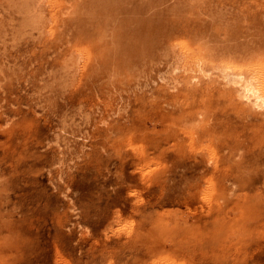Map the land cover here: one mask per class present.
<instances>
[{"label": "rangeland", "instance_id": "374dc122", "mask_svg": "<svg viewBox=\"0 0 264 264\" xmlns=\"http://www.w3.org/2000/svg\"><path fill=\"white\" fill-rule=\"evenodd\" d=\"M235 74L264 0H0V264H264Z\"/></svg>", "mask_w": 264, "mask_h": 264}, {"label": "bare ground", "instance_id": "6f19581e", "mask_svg": "<svg viewBox=\"0 0 264 264\" xmlns=\"http://www.w3.org/2000/svg\"><path fill=\"white\" fill-rule=\"evenodd\" d=\"M225 76V74H224ZM228 80V79H227ZM229 82L231 83H234L236 85H240V88L241 90L239 89V91L241 92L240 93V96L242 97H245L247 99H255L257 104L260 100L264 99L262 97V94L260 93L256 83L254 82V80L252 78H248L246 77L245 75L243 74H235L233 76H231V81L229 79ZM254 101V100H253ZM261 103V102H260ZM259 103V104H260ZM264 103V102H262ZM256 104V103H255ZM261 105V104H260ZM258 105V106H260ZM263 105V104H262ZM4 152V150L2 151ZM76 180V179H75ZM76 182V181H75ZM74 184V183H73ZM78 184V183H77ZM75 183V185H77ZM78 186V185H77ZM81 186V185H80ZM71 187V186H70ZM74 187V185L72 186ZM8 196V195H7ZM10 196V195H9ZM82 198V196H81Z\"/></svg>", "mask_w": 264, "mask_h": 264}]
</instances>
